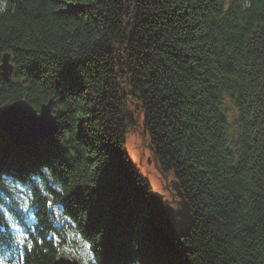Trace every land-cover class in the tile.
I'll return each mask as SVG.
<instances>
[{
	"label": "trees",
	"instance_id": "obj_1",
	"mask_svg": "<svg viewBox=\"0 0 264 264\" xmlns=\"http://www.w3.org/2000/svg\"><path fill=\"white\" fill-rule=\"evenodd\" d=\"M4 52L0 108L57 113L31 145L0 128V188L23 186L36 220L23 264H264V0H0ZM130 103L189 206L180 241L125 150Z\"/></svg>",
	"mask_w": 264,
	"mask_h": 264
},
{
	"label": "water",
	"instance_id": "obj_2",
	"mask_svg": "<svg viewBox=\"0 0 264 264\" xmlns=\"http://www.w3.org/2000/svg\"><path fill=\"white\" fill-rule=\"evenodd\" d=\"M1 71L4 79L8 82L10 70L12 66L8 63V55H4L1 60ZM49 104L42 105L41 115H47L50 121H39L33 117L36 110L33 109L27 101H14L0 109V128L5 130L15 143L18 140H24L28 145H31L38 139L46 138L54 133L57 129L55 117L48 108ZM18 144V142H17ZM20 146V145H16ZM155 159V157H154ZM156 162V159H155ZM177 199L174 205H181V208L173 207L160 194L153 192L149 195V200L154 211V218L159 226H162L173 238L180 241L181 237L187 235L190 225V210L183 195L178 191ZM179 217V220L176 219ZM181 225V227H179ZM55 264H77L73 261L60 259Z\"/></svg>",
	"mask_w": 264,
	"mask_h": 264
},
{
	"label": "rangeland",
	"instance_id": "obj_3",
	"mask_svg": "<svg viewBox=\"0 0 264 264\" xmlns=\"http://www.w3.org/2000/svg\"><path fill=\"white\" fill-rule=\"evenodd\" d=\"M223 103L228 112L227 127L231 135L235 131V111L231 102L224 97ZM136 109L135 104L130 103L128 106V113ZM41 115V112L38 113ZM136 124L134 128L128 129L125 140V150L127 151L131 163L139 174L146 178L151 187V193L156 192L160 194L165 200L171 202L170 204L175 208H181V205H174L175 200L178 198L176 190V182L172 174H164L158 169L154 155L147 135L143 129V113L139 110L134 115ZM179 220V217L176 216ZM181 227V225H179Z\"/></svg>",
	"mask_w": 264,
	"mask_h": 264
},
{
	"label": "snow or ice",
	"instance_id": "obj_4",
	"mask_svg": "<svg viewBox=\"0 0 264 264\" xmlns=\"http://www.w3.org/2000/svg\"><path fill=\"white\" fill-rule=\"evenodd\" d=\"M60 114L63 115L62 112ZM32 115L36 120H39V121H50V119H51L47 115H39V114H34V113ZM56 115H57L56 112L52 113L53 118L56 117ZM67 142H68V138H65V143H67ZM64 150L66 151V148ZM69 159L74 160L75 154L74 153L71 154ZM0 200H2V189H0ZM51 203H52V201H49L50 205H51ZM3 206L4 205L2 204V202H0V207H3ZM32 206H35V201H33ZM18 207L23 210V213L30 212V205H29L27 199H25L23 204H20ZM5 215H7V214H5ZM8 227H9V225H8L7 220L0 221V256H3V258H4L3 260H0V264H4V260H6L9 255H11V251L14 249L18 250L20 245H26L27 250H31V247H32V242L28 238L29 230H28L27 226H25L21 235L16 237L15 240L8 238V236H7ZM11 227L15 228L16 225L12 224ZM20 256H21V258L23 257L22 252L20 253ZM20 264H23L22 259H21Z\"/></svg>",
	"mask_w": 264,
	"mask_h": 264
},
{
	"label": "bare ground",
	"instance_id": "obj_5",
	"mask_svg": "<svg viewBox=\"0 0 264 264\" xmlns=\"http://www.w3.org/2000/svg\"><path fill=\"white\" fill-rule=\"evenodd\" d=\"M42 105H43V104H42ZM17 142H18V144H17ZM17 142L14 143V142L12 141L11 143H12L13 146L20 145V146L23 147V146H25V145H28L24 140H18Z\"/></svg>",
	"mask_w": 264,
	"mask_h": 264
}]
</instances>
